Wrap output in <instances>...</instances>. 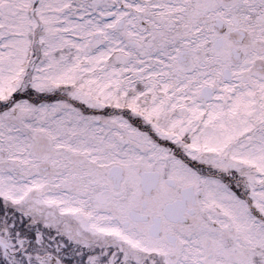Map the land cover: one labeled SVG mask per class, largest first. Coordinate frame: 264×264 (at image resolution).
I'll list each match as a JSON object with an SVG mask.
<instances>
[{"label": "snow or ice", "instance_id": "6c2138e0", "mask_svg": "<svg viewBox=\"0 0 264 264\" xmlns=\"http://www.w3.org/2000/svg\"><path fill=\"white\" fill-rule=\"evenodd\" d=\"M0 264H264V0H0Z\"/></svg>", "mask_w": 264, "mask_h": 264}]
</instances>
